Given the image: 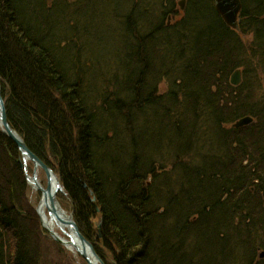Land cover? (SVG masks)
I'll list each match as a JSON object with an SVG mask.
<instances>
[{
    "label": "trees",
    "instance_id": "16d2710c",
    "mask_svg": "<svg viewBox=\"0 0 264 264\" xmlns=\"http://www.w3.org/2000/svg\"><path fill=\"white\" fill-rule=\"evenodd\" d=\"M150 1L105 3L117 46L101 44L102 55L88 30L50 24L57 7L47 0H0L9 125L55 172L104 263L264 264V0H241L239 31L213 0H188L181 15L177 0ZM170 12L178 17L167 25ZM246 115L249 127L231 126ZM19 156L0 130V264H38L26 243L31 215L18 208L28 205Z\"/></svg>",
    "mask_w": 264,
    "mask_h": 264
},
{
    "label": "water",
    "instance_id": "95a60500",
    "mask_svg": "<svg viewBox=\"0 0 264 264\" xmlns=\"http://www.w3.org/2000/svg\"><path fill=\"white\" fill-rule=\"evenodd\" d=\"M185 0H181L179 5L183 8ZM214 7L220 15L221 19L225 21V23L232 29L238 28V18L239 13L242 10L241 8V0H214ZM241 80V72L239 70L234 71V73L230 77V83L237 86ZM252 120V117H243L238 121L234 122L232 126L235 128L242 127L247 125ZM0 126L2 127V131L8 136L18 147L20 150L21 159L20 164L25 170V178L31 183L33 189L40 190L41 197L40 201L44 199V201L50 202V210L49 215L53 217L57 222V228L60 230L65 236L68 238V243L73 244L75 246L76 251L80 253V255L85 259L87 264H93L92 261L86 256V251H84V247L88 248L91 251L94 260L96 259L97 264H104L103 261L100 260L91 243L82 236L80 230L76 225V222L72 218V213L65 215L64 211L62 213L56 209V198H54V193L50 188L51 175L55 177V174L51 170L50 167H47L42 160L33 154V152L29 149L28 146L24 143L21 136H19L15 130L11 128L7 121V115L5 110V104L3 102V97L0 89ZM30 161L34 167L31 176L27 173V168L25 167L26 161ZM41 168L44 171L45 177L47 178V184L45 188L41 185L38 178L36 177L37 169ZM56 178V177H55ZM57 181V186H59V182ZM42 222V221H41ZM42 226H44L42 222ZM45 227V226H44ZM46 229V228H45ZM48 231L50 237H52L55 241L60 244L66 246V242L62 240L58 235H56L53 231ZM78 243V245H76ZM260 257H264V252H260Z\"/></svg>",
    "mask_w": 264,
    "mask_h": 264
},
{
    "label": "rangeland",
    "instance_id": "374dc122",
    "mask_svg": "<svg viewBox=\"0 0 264 264\" xmlns=\"http://www.w3.org/2000/svg\"><path fill=\"white\" fill-rule=\"evenodd\" d=\"M92 6L94 7V5H92ZM71 11H72V9H67V11L65 12V10L63 8H59V9L56 8L49 15L50 20L52 21L49 23L53 24V23H57L60 21L61 25L64 26V24H65V21H63L65 18L64 14H75L74 11L73 12H71ZM101 12L102 11H99L96 13L97 14L96 16L98 17L97 19L101 18L100 17ZM62 15H64V16H62ZM66 18H67V16H66ZM84 18L87 20L89 18L88 14L87 15L84 14V16H83V15L76 13L75 19H73V21H69L68 24L70 26H75V24H76V31L79 32V35H83L85 30L86 31L88 30L91 33V35H90L91 37H89V43H90L89 47L93 48V47H96V45H98L99 46L98 49H100V51H98V52L100 53L101 51L104 50V52H102V55H103V54H106V52H107L106 48L107 47L105 45L100 46L101 44L111 41L112 46H117V45H115L114 36H112L110 34L107 35L111 30L110 28L105 27L104 24L97 22V21L93 22V21H90L89 19H88L89 21H85ZM88 23L90 25H88ZM111 23H114V21L112 20ZM62 31H63V29L60 30V33ZM74 31L75 30H73L72 28L69 27L68 30L65 31V36L73 34ZM83 37H84V40L87 39L85 36H83ZM109 51H110L109 53H112V55H115L114 50L109 49ZM106 58L107 57H105L104 59H103V57L101 58L103 64H107L106 61L109 62L110 57H108L107 59ZM137 133L138 132L136 131L135 134H137ZM25 167L27 168V171L30 173L32 168H31V164L29 161H27ZM38 175H39L40 180L44 184H46V178L44 177V174L42 172H39ZM26 196H27V200H28V205L26 207H24L25 205H23L24 208H22V206L21 207L19 206L18 208H20V210H21V216L22 217L25 216L24 218H27L28 213L31 215V218L27 219V221H26L28 223L29 232H30V236L28 239L29 242H26V243L29 246H30V244H32L30 247H34V248L36 247V250L33 253H34V258L38 259V264H87L85 261L82 260V258L78 254L75 255L74 253H72L71 251L66 249L64 246H61L56 241H53L52 238H50L48 232L45 231L43 228H41L40 225L37 224L38 221H36V219L38 220V218L35 219V217H37V215L35 216V214L32 212V210L34 212L36 211L35 207L38 204L37 203L38 199H37V195H35L34 190L30 188L28 183H27V195ZM58 198H59V200L61 199V203L63 205V208L69 212L70 211L69 203L67 201L65 193H60ZM27 208L28 209L30 208L31 210L29 209V211H28ZM22 220H24V219H22ZM22 220L18 219V221H16L18 226L16 228H14V229L12 228V229L21 235V237L23 239L22 241H24V240L27 241L28 236L25 235V232H24V236H23V232L21 231L24 229V224H27V223H22ZM35 244H36V246H34ZM26 248L29 249V247L25 245L24 250H26ZM187 257H189V256H187ZM189 258H191V257H189ZM169 264H173V263L170 262Z\"/></svg>",
    "mask_w": 264,
    "mask_h": 264
},
{
    "label": "bare ground",
    "instance_id": "6f19581e",
    "mask_svg": "<svg viewBox=\"0 0 264 264\" xmlns=\"http://www.w3.org/2000/svg\"><path fill=\"white\" fill-rule=\"evenodd\" d=\"M107 1H111V0H91L90 3H94V2H97L96 4V8L95 10L96 11H99L101 9H105V3H107ZM146 1V4H151V1L150 0H145ZM167 4L164 5V7H167L168 6V1H166ZM171 8V6L169 7V9ZM170 14H172V12H170ZM170 14H167V16H170ZM116 16V12H112V11H108L106 13V19H103V21H106V22H111L113 20V18ZM239 70V72H241L242 75H244V72L242 71V68L241 67H237L236 69H234L231 74H230V77L231 75L234 73V71H237ZM251 116V115H249ZM247 116V117H249ZM252 117V120L250 121L249 124L247 125H244L242 127H239V128H243V127H249L250 124H252L254 122V118L253 116ZM238 128V129H239ZM236 129V128H235ZM129 140L131 141V138H129ZM51 177V181H50V188L52 189V192L54 193V198H56V209L59 210L60 213H62V211H64L65 215H68V212L65 211L64 209L61 208V206H59V203H58V196L60 193H63L62 191V188L57 186V181H56V178L53 177L52 175L50 176ZM43 187L45 185H42ZM35 195H38V193H35ZM39 197V195H38ZM37 210H38V215L40 217V220L43 222L45 228L49 231H53L56 235L60 236L59 232L57 231V222L56 220L53 219V217L51 215H49V210H50V202H45L44 199L42 201H40V203H38V206H37ZM97 236L99 237V235L97 234ZM62 240L66 242V248L71 251L72 253H74L75 255L78 254V251H76L75 249V246L72 244H69L68 243V240L64 237H62ZM76 245H78V243H76ZM84 251H86V256L89 258L90 261H92L93 264H97V261L96 259L94 260V257L91 253V251L88 250V248H85L84 247Z\"/></svg>",
    "mask_w": 264,
    "mask_h": 264
}]
</instances>
